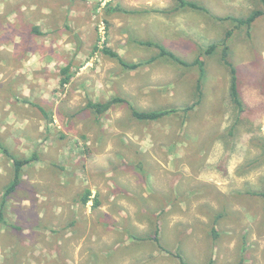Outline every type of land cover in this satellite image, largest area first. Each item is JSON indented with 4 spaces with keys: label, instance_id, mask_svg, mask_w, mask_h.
<instances>
[{
    "label": "rangeland",
    "instance_id": "rangeland-1",
    "mask_svg": "<svg viewBox=\"0 0 264 264\" xmlns=\"http://www.w3.org/2000/svg\"><path fill=\"white\" fill-rule=\"evenodd\" d=\"M187 1L208 12L174 11L175 0H0V264H264V15L250 29L219 20L264 5ZM229 32L245 111L238 120L219 46L204 56V99L184 116L197 67L149 63L159 50L145 43L192 63ZM104 48L145 65L125 70ZM114 96L180 112L139 122L125 104L84 110ZM35 154L5 196L13 158Z\"/></svg>",
    "mask_w": 264,
    "mask_h": 264
},
{
    "label": "trees",
    "instance_id": "trees-1",
    "mask_svg": "<svg viewBox=\"0 0 264 264\" xmlns=\"http://www.w3.org/2000/svg\"><path fill=\"white\" fill-rule=\"evenodd\" d=\"M177 2V7L174 9V11H179L182 9H192V10H197V11H203V12H208V10L195 3V2H191V1H187V0H175ZM263 5H264V0H259ZM264 15V10H255L253 11L248 17L246 18H235V17H225L224 19H219V20H231L235 23H237L238 27H246L248 29H250L253 25V23L257 20L258 17H261ZM34 33H39V29L38 27H35L33 29ZM231 36V32L227 33V37L226 39L223 41L222 44L217 45V44H212L210 45L208 48L203 49L201 51L200 56L192 63L186 62L185 60L181 59L180 57H178L177 55H175L174 53H172L171 51L167 50L163 45L159 44V43H154V42H146L145 45L147 46H151V47H155L159 50V53L156 57H153L150 62H154L158 59H168L171 60L173 62H175L178 65H181L183 67L186 68H191V67H197L199 73H198V78L195 84V91H196V101L194 104H192L191 106H188L186 108H183L181 110V112L184 114V116H189V114H191L192 112L195 111V108L200 105L204 99V81L206 79L207 76V72L205 69V61H204V56L205 55H211L213 54L216 49L220 46L221 47V59L222 62L224 63V65L227 67L229 73H230V86H229V94H230V98L232 103L235 106V109L237 111L238 114V120L239 117H241V114L245 111V105L243 103V100L241 98V94L239 91V77H238V70L235 67V65L229 60V56H230V46L228 44V39ZM104 54L116 58L118 60V62L120 63V65L128 71H133V70H137L140 67L144 66L145 63H128L126 61H124L119 54L113 52L112 50H110L109 48H104L103 49ZM68 68L63 69V73L67 72ZM68 81V79H64L62 81L63 84H66V82ZM128 105L131 111V117L132 119L139 121V122H156L159 120H162L164 118L170 117L175 113L180 112V109H166V110H154V111H143V110H137L135 107H132L130 104V102L125 99L122 98L120 96H114L108 100H105L103 102H94L92 100H88V102L86 103L84 110H90L92 111L95 116L100 117L104 114H106L107 112H109L111 109L119 106V105ZM42 110V109H41ZM240 115V116H239ZM238 124V121L235 123ZM236 129V126H232V130ZM1 146V144H0ZM6 152V149H3ZM263 151H264V145H263ZM37 159V155L35 154L33 159H16L13 158V163H14V169H15V173H14V179L11 183V185L6 189L4 195L5 196H9L11 193H13L17 186L20 184V177H21V172L22 169L29 164L32 160H36ZM92 193L91 191H87L82 202L83 204H87L90 201V197H91ZM256 195H259L260 197L264 198V191L262 192H257ZM99 201L98 198H94V207L97 208L99 206ZM3 205L4 203H2V206L0 207V225L2 226H7L9 223L7 222L5 215H4V211H3ZM108 224H111L110 222ZM159 233V229H157V231L155 232L156 236L154 237V239L156 241H158V235ZM212 235L213 238L216 239L217 238V231L215 228L212 229ZM183 264H187L183 261Z\"/></svg>",
    "mask_w": 264,
    "mask_h": 264
},
{
    "label": "crops",
    "instance_id": "crops-1",
    "mask_svg": "<svg viewBox=\"0 0 264 264\" xmlns=\"http://www.w3.org/2000/svg\"><path fill=\"white\" fill-rule=\"evenodd\" d=\"M20 1H21V3H22V5H21L22 8H23V6H24V7H26V6L29 7V2H28V0H27V1H26V0H20ZM53 3H54V2H53ZM55 3H57V1H56ZM67 3H68V2L64 3V6H65V7H66ZM25 5H26V6H25ZM33 5H36V4H33ZM57 5H58V4H57ZM57 5H54V6H57ZM51 6H52V5H51ZM54 6H53L52 8H54ZM64 6H63V7H64ZM55 8H56V7H55ZM43 10H44L43 12H45L46 10H51V8H50V6H49V7L46 6V7L43 8ZM29 14H30V13H29ZM42 14H44V13H42ZM42 14L39 13V14H38V17H45V15H42ZM105 222H109V220L106 219Z\"/></svg>",
    "mask_w": 264,
    "mask_h": 264
},
{
    "label": "built area",
    "instance_id": "built-area-1",
    "mask_svg": "<svg viewBox=\"0 0 264 264\" xmlns=\"http://www.w3.org/2000/svg\"><path fill=\"white\" fill-rule=\"evenodd\" d=\"M108 0H105V2H107Z\"/></svg>",
    "mask_w": 264,
    "mask_h": 264
}]
</instances>
